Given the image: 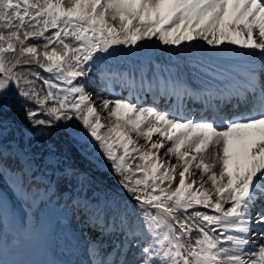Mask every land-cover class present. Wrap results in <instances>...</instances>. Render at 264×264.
Instances as JSON below:
<instances>
[{"label":"snow or ice","instance_id":"1","mask_svg":"<svg viewBox=\"0 0 264 264\" xmlns=\"http://www.w3.org/2000/svg\"><path fill=\"white\" fill-rule=\"evenodd\" d=\"M153 37L165 46L203 40L225 52L236 45L252 50L264 69V0H0V129L13 98L21 97L38 106L24 109L33 126L75 118L111 162L135 202V219L126 203L83 205L86 223L98 233L91 264H264V243L253 239L264 241V203L253 217L264 201V71L260 84L252 71L230 93L251 95L258 110L200 121L122 98L100 99L102 117L78 80L113 46ZM32 65L48 76L32 67L17 70ZM154 134L161 139L153 141ZM165 141L171 144L164 155L182 161L175 188L177 165L159 157ZM193 167L200 170L199 188L186 175ZM114 235L123 240L109 252L105 238ZM133 239L137 251L129 260Z\"/></svg>","mask_w":264,"mask_h":264},{"label":"trees","instance_id":"2","mask_svg":"<svg viewBox=\"0 0 264 264\" xmlns=\"http://www.w3.org/2000/svg\"><path fill=\"white\" fill-rule=\"evenodd\" d=\"M153 46L161 45L157 38L151 39ZM32 67L41 71V74L48 76L43 70L32 66H21L17 70H24ZM83 83L85 89L92 92L94 96H99L85 78H78ZM39 94L43 96L45 90L41 88V82L37 81ZM90 87V89H89ZM100 99L98 100L99 103ZM13 107L10 111L3 114V128L0 134V172L6 180V184L14 187L15 194L21 201H17L18 210L24 208L28 211L24 220L20 219L23 226H34L37 222L42 209L53 197H57V203H63V206L69 211L78 226V221L82 216L83 207L76 203V199L87 196L93 200L110 201L127 204L130 212L135 219L134 209L122 195L116 194L112 188L126 192L118 183L120 177L111 167V162L102 154V150L97 145L80 141L70 131L69 126L74 129H83L82 123L73 119L71 121H60L53 126H33L25 117L24 109L37 108L31 101H26L21 97H14ZM51 106V102H49ZM106 117V112L104 114ZM46 119L45 115L37 117ZM109 122V120L107 119ZM85 129V128H84ZM131 147V146H130ZM84 150H82V149ZM134 163H139L137 159ZM83 166V170L80 166ZM73 168V173L69 174L67 168ZM61 168L63 174L60 177L57 190L50 188L49 182L45 176L50 174L49 170ZM99 178L102 182L96 181L88 174ZM31 183L26 185L27 181ZM89 185H87V183ZM108 184L109 186H106ZM211 187V184H207ZM127 193V192H126ZM128 194V193H127ZM7 198L0 189V200L6 202ZM3 199V200H2ZM9 203V200H7ZM154 214V212H153ZM195 236V233L193 234ZM134 242L135 239H134Z\"/></svg>","mask_w":264,"mask_h":264},{"label":"rangeland","instance_id":"3","mask_svg":"<svg viewBox=\"0 0 264 264\" xmlns=\"http://www.w3.org/2000/svg\"><path fill=\"white\" fill-rule=\"evenodd\" d=\"M192 42H198L203 46L207 47V43L203 40H197ZM190 42H184L181 46H173L170 49L166 50H157V51H147L146 53H141L140 47H131V46H124L122 49H118V46H113V48L118 50V55H114V53L110 52V54L104 55L100 61L103 63V69L107 70L110 69L113 72L118 74V80L112 81V79L108 78L109 84L111 85L110 89L106 91L104 96H107L109 100L115 99H125L124 96L130 95L129 102L137 104L138 107H155L159 111H167L171 113H175L177 116H182L178 114V106L181 104H185V114L183 117L192 118L195 121H200L197 118L195 112H198L196 108H189L187 106V99L185 97V90L187 88V83L182 88L178 89L179 99L175 97L173 100L172 97H168L166 101L164 100V94L161 93V97L159 95H153L150 93L149 90H146L142 95V102L140 104L137 103V98L135 96V89L124 82L125 77L127 78L126 73L130 70L134 71L135 67L137 70L146 71L147 75L152 76L156 79V84L159 86L158 82L169 83L170 78L174 76H180L179 78L183 81L185 79L191 80L193 84L204 81L203 79L196 78L194 79L192 76L193 72H189V62L186 61L187 67L184 68L185 63L184 60L181 59L180 54H184L185 50H189L186 45ZM197 48L193 46V50ZM178 49H180L178 51ZM116 51V50H115ZM147 55V56H146ZM128 56L136 57L135 59H131ZM195 62L191 61V66H194ZM134 67V69L132 68ZM182 69H184L182 71ZM186 72V73H185ZM185 73L186 75H184ZM135 74V73H134ZM192 75V76H190ZM100 74H97L96 77L92 78V80L97 81ZM138 79V78H137ZM136 79H134V82ZM165 85V84H164ZM176 93V95L178 94ZM160 97V98H159ZM131 100V101H130ZM170 100V101H169ZM158 103V106L156 105ZM178 103L179 105H175ZM192 104V103H189ZM193 105V104H192ZM97 108L99 109V105L97 104ZM257 108L256 106H249L248 109L240 108L236 109L234 114H228L229 105H225L224 110H220L219 115H226V116H239V115H247L249 110H253ZM100 110V109H99ZM211 116H208L204 119H209ZM203 120V119H201ZM104 122V121H102ZM81 137L86 138L94 142V138L90 136L81 135ZM143 137H140L139 140H142ZM153 141L160 140L158 134H154L152 137ZM137 140V139H136ZM143 142L145 140L143 138ZM140 142H137L139 144ZM171 144L170 141H165V147L160 150L159 157L165 163L169 161L171 164L175 163V156H165L164 152L166 151L167 147ZM143 145V144H140ZM217 149L215 146L209 149L208 154L205 157L206 162H211L212 154ZM182 161L180 162V164ZM177 165V164H176ZM170 166V165H169ZM182 170V167H178L176 169V180L174 181L172 187L175 188L176 184L179 182V171ZM218 175L220 172V165L217 163L216 167L213 169ZM207 175V174H205ZM188 181L191 182L192 180H196V185L194 187L199 188L200 186V170L196 169L195 167L190 169V174H187ZM205 187L206 184H205ZM6 205L0 204V264H23L27 262V264H38L41 261L40 253L37 251L42 247V242L45 239H48V249L52 252L57 251L60 253H64V256L74 260L75 264H91V261L95 258L94 255L90 252V244L93 239L98 235V233L86 223V214L84 211L83 217L80 220V231L72 230L66 223L65 220L67 217L59 208L55 205L49 208V212L46 217L43 218V223L41 225V232L40 228L37 230L36 234L31 236V227L29 228V233L24 235V226L22 223L20 224V219L25 218L27 216L28 211L24 208H20L17 210L15 208V220H12L11 227H9L6 231L3 230L5 225L7 224L10 217V204L6 201ZM264 203V201L257 202V208L253 209V216L255 212L258 210L259 205ZM104 206V205H103ZM109 206V205H108ZM228 205H226L227 207ZM204 211H209L207 209H200ZM66 216V217H65ZM14 218V217H13ZM70 219V218H69ZM68 221V219L66 220ZM23 231V233H22ZM25 239V240H24ZM255 243H264V241L259 240L258 238H253ZM24 240V241H23ZM106 243L108 245L107 251H112L111 245L113 243L119 245L120 242L123 240L122 236L114 235L112 237L105 238ZM134 239L131 240V250L128 253V259H132V254L137 251L135 247ZM127 245L128 250V243L125 242V246ZM68 250V251H67ZM38 253V254H37ZM115 256V254H114ZM52 257V255H51ZM47 257L45 264H57L53 258ZM116 259H122V257H115Z\"/></svg>","mask_w":264,"mask_h":264},{"label":"bare ground","instance_id":"4","mask_svg":"<svg viewBox=\"0 0 264 264\" xmlns=\"http://www.w3.org/2000/svg\"><path fill=\"white\" fill-rule=\"evenodd\" d=\"M234 46V45H229ZM223 49L224 46H219ZM187 48H190L189 46ZM180 57L184 60L185 67H187L186 61L189 62V72H193L197 74L192 76L194 79H205L208 83V87L212 90L221 87L222 83L226 80L231 79L230 70L235 72V77L242 83H244L247 78L248 74L252 72V67L260 66V61L257 56L245 54L243 55L244 59H238L237 62L230 60V57L227 55L225 51H217L215 48H208V47H201L195 48L194 50H185L184 54L181 53ZM240 57V55H239ZM191 61L195 62L194 66H191ZM184 69H182L183 71ZM264 70V69H263ZM127 78L125 77L124 82L127 85L133 87L135 89V96L141 97L142 94L149 90L150 93L153 95H160L162 91L161 84L154 85L147 84L142 78L136 75L135 78L132 77V74H126ZM257 76V83L260 84V79ZM138 78V79H137ZM134 79L136 81L134 82ZM182 80V79H181ZM237 83V82H236ZM181 88V86H180ZM177 86L175 87H167L164 92L165 99L168 97H172L174 101L177 93ZM188 91V89H187ZM249 101V100H248ZM250 102V101H249ZM158 106V103L156 104ZM236 110V106L228 111V114H234ZM197 113L196 116L199 120L204 119L208 116L207 112H195ZM255 216V215H254ZM253 216V217H254ZM38 253L43 255V259L45 260L48 256L51 258H56L57 256L52 253V251L47 250V242H44L42 247L37 251ZM37 253V254H38ZM42 260L38 264H45V261ZM23 264H27L24 262Z\"/></svg>","mask_w":264,"mask_h":264}]
</instances>
